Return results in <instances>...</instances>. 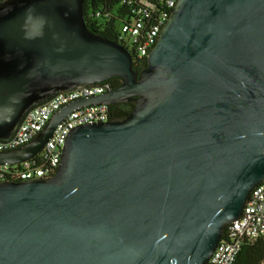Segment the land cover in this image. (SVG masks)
<instances>
[{"label":"water","instance_id":"obj_1","mask_svg":"<svg viewBox=\"0 0 264 264\" xmlns=\"http://www.w3.org/2000/svg\"><path fill=\"white\" fill-rule=\"evenodd\" d=\"M115 78L0 152L22 164L73 112L136 103L74 129L53 178L0 183V264H207L264 182V0H179L141 72L87 28L84 0L0 2V141L55 95Z\"/></svg>","mask_w":264,"mask_h":264},{"label":"built area","instance_id":"obj_2","mask_svg":"<svg viewBox=\"0 0 264 264\" xmlns=\"http://www.w3.org/2000/svg\"><path fill=\"white\" fill-rule=\"evenodd\" d=\"M179 0H123L125 16L115 30L118 41L133 52L139 62L148 60ZM112 90L111 85L82 86L55 95L32 108L17 131L7 141H0V152L23 147L33 141L56 112L73 101L96 97ZM110 106H90L70 114L56 128L43 150L33 159L13 166H0V183L49 180L62 160L63 148L71 132L81 126L111 121ZM222 240L207 264H236L248 244L264 238V182L256 186L246 203L242 216L227 226Z\"/></svg>","mask_w":264,"mask_h":264},{"label":"trees","instance_id":"obj_3","mask_svg":"<svg viewBox=\"0 0 264 264\" xmlns=\"http://www.w3.org/2000/svg\"><path fill=\"white\" fill-rule=\"evenodd\" d=\"M4 0H0L2 2ZM123 0H84V17L87 28L94 34L107 40L113 41L125 49L123 43L119 42L115 36V30L120 21L125 16ZM133 59V69L143 71L148 60L139 62L133 52H130ZM112 89L122 85V80L115 78L108 81ZM136 103L114 104L110 108L111 121H120L128 117L134 110ZM6 182H21L15 179H7ZM224 228L223 234L227 230ZM236 264H264V238L254 244H248L242 249Z\"/></svg>","mask_w":264,"mask_h":264},{"label":"flooded vegetation","instance_id":"obj_4","mask_svg":"<svg viewBox=\"0 0 264 264\" xmlns=\"http://www.w3.org/2000/svg\"><path fill=\"white\" fill-rule=\"evenodd\" d=\"M107 83H109V82L107 81V82H105V83H102V84H107ZM130 103H134V102H130Z\"/></svg>","mask_w":264,"mask_h":264}]
</instances>
